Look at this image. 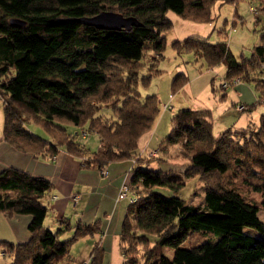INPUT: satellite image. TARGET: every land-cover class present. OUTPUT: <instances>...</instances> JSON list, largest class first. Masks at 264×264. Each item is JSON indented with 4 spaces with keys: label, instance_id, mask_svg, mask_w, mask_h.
<instances>
[{
    "label": "trees",
    "instance_id": "1",
    "mask_svg": "<svg viewBox=\"0 0 264 264\" xmlns=\"http://www.w3.org/2000/svg\"><path fill=\"white\" fill-rule=\"evenodd\" d=\"M214 2L0 0L3 138L35 154L53 155L63 149L77 156L82 166L99 170L110 161L135 157L139 136L152 127L160 111L157 95L141 96L135 86L141 58L147 49L152 50L151 57L162 53L165 32L173 26L168 10L185 19L210 21ZM101 9L134 16L138 22L129 28H104L76 19ZM171 44L178 51L193 49L208 66L223 62L222 88L252 78L263 90L264 79L256 80L252 74L256 67L264 72V32L250 54L240 58L225 38L210 40L208 35L191 33ZM154 63L148 62L144 82L158 70ZM187 79L177 71L172 92ZM104 106L111 109L110 115L99 112ZM162 107L167 108L163 103ZM211 116L208 107L183 106L172 113L171 126L158 147L166 150V142L179 143V153L189 160L183 169L147 165L160 154L135 157L127 182V195L135 198L129 200L119 231L122 264H264V220L258 215L264 209V110L256 127L228 126L217 134ZM31 120L42 123L49 136L32 131L27 123ZM69 122L79 128L69 131ZM83 129L97 133L95 150L88 151L77 136ZM193 177L204 182V196L197 203L178 194ZM50 187L44 175L12 165L0 169V210L30 214L26 240L0 238L2 254L11 256L0 264H63L70 260L76 238L99 230L97 220L76 221L71 234L60 238V228L47 227L43 221L47 203L42 198ZM190 231L202 238L182 244ZM165 246L172 248L171 255L164 252ZM101 261L95 243L85 264Z\"/></svg>",
    "mask_w": 264,
    "mask_h": 264
},
{
    "label": "crops",
    "instance_id": "2",
    "mask_svg": "<svg viewBox=\"0 0 264 264\" xmlns=\"http://www.w3.org/2000/svg\"><path fill=\"white\" fill-rule=\"evenodd\" d=\"M196 22L186 23V27L194 29V32H189L188 34L208 35L209 32L205 34L207 30L205 32L203 30L205 29V25H202L204 22ZM168 31L165 32L167 41L168 38L173 37L170 43L173 39L186 35L182 34V32H177L168 36ZM229 85L225 89H228ZM231 86L235 87V89L230 91L233 98H231L232 100L229 99V101L233 104L236 101H242L248 107L245 108L247 109L245 113H239L232 119L230 127L239 128L250 122L257 123L258 119L252 116L253 96H250V91L248 93L247 85L243 81H238ZM172 97V93H170L168 97L170 101ZM170 101L168 102L172 105ZM229 101L227 99L219 100V102H222L220 103L222 112L231 111L228 107ZM190 107L210 108L208 104L200 103V100H197L196 104ZM163 116L164 113L159 114L154 122L155 124L139 136L136 156L160 154L157 158L149 161L147 165L161 169L169 167L183 169L189 160L186 155L179 153L181 149L179 143L166 142L164 146L166 150L158 147L161 138L168 132L171 126V120L167 124L165 122V127L167 128H164V125L162 126ZM0 120V169L7 165H12L32 174L44 175L51 181L49 191L42 198L43 202L47 203V212L43 220L44 224L52 230L60 228V238H65L71 234L74 229L72 225L76 221L93 222L97 220L100 225L99 230L81 235L71 243L70 260L63 262V264H79L86 261L95 243L100 248L101 264H122L124 255L121 248L119 231L129 203V192L127 191V196L119 197L118 191L122 183L130 180L131 168L136 156L110 161L105 165L107 172L101 173L97 168L82 166L77 156L63 149H60L53 155H49L35 154L31 151L17 148L3 138V112L1 111ZM87 134L85 135L87 136ZM95 134L98 143V135L97 133ZM29 220L30 214H7L0 210V238L13 242L26 240L30 235L28 228ZM78 240L83 241L86 250L85 252L76 254L72 252L75 248L71 246Z\"/></svg>",
    "mask_w": 264,
    "mask_h": 264
},
{
    "label": "rangeland",
    "instance_id": "3",
    "mask_svg": "<svg viewBox=\"0 0 264 264\" xmlns=\"http://www.w3.org/2000/svg\"><path fill=\"white\" fill-rule=\"evenodd\" d=\"M263 1L264 0H215L212 5L213 18L210 21H204L202 24L205 25V29H203L204 32L207 30L205 34L209 32L208 37L210 40L225 38L233 53L239 58L241 56L249 55L252 46L260 41L261 33L264 32V14L260 12V5ZM167 14L173 20V26L167 32L168 36L177 32H182V34L194 32V29L191 27H186V23H197L196 21L182 18L173 10H168ZM258 15L260 16V19L256 20ZM172 38L173 37L170 39L168 38L162 53L158 56L155 55L154 57H151L152 50H146L145 55L141 58L144 63L140 67L139 78L137 79L135 86L141 96H144L147 93H155L157 95L160 107L159 114L164 113L162 120V126L164 125V128H167L165 127V122L166 124L169 123L174 111L182 106H192L196 104L197 100H200V103L203 102L208 104L212 109L211 120L213 132L217 134L222 129L226 128L225 126H230L232 119L236 115L239 113H245L247 110L245 108L248 106L243 102L246 107L243 110H239L231 101H229V99L233 98L230 91L235 89V87L231 86L232 84L228 86V89H230L229 91H227L228 89H225L226 87L222 88L220 86V83L226 79L225 64L223 62L208 66L204 58L193 49L178 51L170 43ZM149 61H154V66L158 70L151 71L149 78L144 82L142 76H147ZM180 70L187 75L188 79L186 84L184 83L179 89L172 92V77ZM252 75L256 80L258 78L264 79V72L260 67H256ZM243 82L247 85L248 93L250 91V96H253L252 102H254V104H252V116L258 119L259 114L264 110V101L258 99V97L262 95L261 93L264 92V86L263 90H260L255 86V79L253 80L252 78L248 83L245 81ZM170 93H172L173 96L171 101L168 98ZM223 99L229 101L228 107L231 111L222 112V106L220 104L222 102H219V100L222 101ZM166 100L172 103V107H162V103L167 102ZM216 101H218V103H216ZM1 107L2 101L0 98V111L3 112ZM99 112L104 115H110L111 109L104 106ZM27 123L32 131L45 137L49 136L48 130L42 125V123L35 120L28 121ZM250 123L252 124L250 125L251 127H256L257 125V123ZM83 126L86 127L87 125ZM67 128L69 131H72L79 127L76 124L69 122L67 123ZM83 131L85 130L83 129ZM86 133L87 131H85L83 136L82 134L77 133V136L86 145L88 151L95 150L98 146L95 132L88 130L87 136L85 135ZM178 194L183 196L187 201L189 200L195 203L201 202L204 196V182L196 177L190 178L180 188ZM258 215L264 220L263 208L258 210ZM244 228L260 235V232L256 231L253 227L245 226ZM191 233L192 231L189 232L182 244H192L198 242L202 238L198 233ZM78 241L71 246L75 248L72 252L76 254L85 252L86 250L83 241ZM1 249L2 246H0V263L8 262L11 256L9 254H2ZM163 250L169 255L172 254L171 247L165 246ZM104 263H106V261H104Z\"/></svg>",
    "mask_w": 264,
    "mask_h": 264
},
{
    "label": "water",
    "instance_id": "4",
    "mask_svg": "<svg viewBox=\"0 0 264 264\" xmlns=\"http://www.w3.org/2000/svg\"><path fill=\"white\" fill-rule=\"evenodd\" d=\"M76 19L84 23H90L104 28H129L133 23L138 22L134 16L123 15L112 9H101L91 15L76 17Z\"/></svg>",
    "mask_w": 264,
    "mask_h": 264
},
{
    "label": "built area",
    "instance_id": "5",
    "mask_svg": "<svg viewBox=\"0 0 264 264\" xmlns=\"http://www.w3.org/2000/svg\"><path fill=\"white\" fill-rule=\"evenodd\" d=\"M251 9H252V7H251ZM223 86H226V83H223ZM261 100L264 101V97H262ZM163 106L167 107V108L172 107V105L168 101L167 102H163ZM235 106L238 109H244L246 107L245 104L242 101H236L235 102ZM84 133H85V131H82V134H84ZM100 172L101 173H106L107 172L106 167L104 166V167L100 168ZM128 189H129V184L127 182L122 183V185H121V187H120V189L118 191V196L119 197L127 196V190ZM128 197H129V200H132V199L135 198V195H131V196H128ZM85 263H86V261H83L80 264H85Z\"/></svg>",
    "mask_w": 264,
    "mask_h": 264
}]
</instances>
